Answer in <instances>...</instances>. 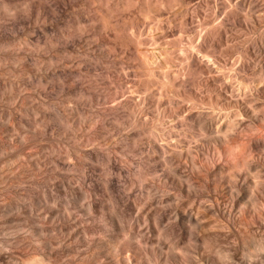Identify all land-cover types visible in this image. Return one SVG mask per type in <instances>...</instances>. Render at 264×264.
I'll list each match as a JSON object with an SVG mask.
<instances>
[{
  "label": "clouds",
  "instance_id": "9594fccd",
  "mask_svg": "<svg viewBox=\"0 0 264 264\" xmlns=\"http://www.w3.org/2000/svg\"><path fill=\"white\" fill-rule=\"evenodd\" d=\"M0 264H264V0H0Z\"/></svg>",
  "mask_w": 264,
  "mask_h": 264
},
{
  "label": "rangeland",
  "instance_id": "374dc122",
  "mask_svg": "<svg viewBox=\"0 0 264 264\" xmlns=\"http://www.w3.org/2000/svg\"><path fill=\"white\" fill-rule=\"evenodd\" d=\"M189 2V0H185ZM166 15V13H162ZM190 19V18H189ZM135 40L130 45L134 59L149 60L151 59L152 43L155 41L159 44L158 34L153 27L152 22H142L138 29L135 30ZM168 39H171V35H167Z\"/></svg>",
  "mask_w": 264,
  "mask_h": 264
}]
</instances>
